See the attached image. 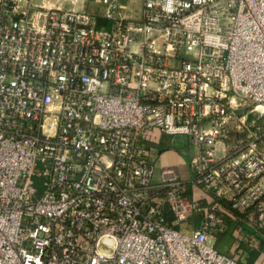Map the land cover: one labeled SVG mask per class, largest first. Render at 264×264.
<instances>
[{
    "label": "built area",
    "instance_id": "2783aa9c",
    "mask_svg": "<svg viewBox=\"0 0 264 264\" xmlns=\"http://www.w3.org/2000/svg\"><path fill=\"white\" fill-rule=\"evenodd\" d=\"M102 2L0 0V264H241L211 239L264 231V0ZM156 132L206 204L154 183Z\"/></svg>",
    "mask_w": 264,
    "mask_h": 264
},
{
    "label": "crops",
    "instance_id": "0c3cea01",
    "mask_svg": "<svg viewBox=\"0 0 264 264\" xmlns=\"http://www.w3.org/2000/svg\"><path fill=\"white\" fill-rule=\"evenodd\" d=\"M76 1L72 6L79 9L76 7L79 0ZM116 1L123 7L119 10L121 16L135 20L140 19L141 0ZM81 4L85 7L83 9L97 16H103L106 10V5L102 0H81ZM151 146L154 183L159 181L162 168L173 167L181 178L185 179L188 185H190L189 191L192 198L201 200L204 204L210 201L211 197L202 189L193 185L189 180L190 171L188 162L196 150L189 143L187 137L180 135L171 137L156 132L155 142H152ZM226 215V233H223L221 237L212 238V243L213 241L216 243L219 239H223L226 235H229L231 240L229 246L234 245L232 254L237 256L239 261L243 264H264V231L256 229L254 221L249 220V216L244 213L228 211ZM166 217L169 220V217ZM200 219L201 216H198L196 212L191 215L190 221L193 227L199 226ZM169 221H171V218ZM219 250L225 251L226 248L222 247Z\"/></svg>",
    "mask_w": 264,
    "mask_h": 264
},
{
    "label": "rangeland",
    "instance_id": "374dc122",
    "mask_svg": "<svg viewBox=\"0 0 264 264\" xmlns=\"http://www.w3.org/2000/svg\"><path fill=\"white\" fill-rule=\"evenodd\" d=\"M53 2L54 3H56V4H60V5H64L65 7H74V6H72L73 5V3H71L69 0H53ZM77 2V1H76ZM75 2V3H76ZM77 5L78 6H76L77 8H79V9H83V8H85L82 4H81V0H79V2L77 3ZM82 5V6H81ZM185 226V224H175V228H178V227H182V226ZM227 230V226H226V229H225V231ZM225 231H223V232H221V233H217L214 237H218V236H220L221 237V235L224 233H226ZM183 232H185V233H187L188 232V230H186V229H183ZM213 237V238H214ZM215 241H213V245H214V247L219 251V252H222V253H224V254H226L227 256H229V257H231V258H233V259H235L236 261H239V259H238V257L237 256H235L234 254H232V252H233V250H232V248H233V246H229V243L231 242V240H230V237H229V235H226L223 239H219L216 243H214ZM222 247H225L226 248V250L225 251H220L219 249H221ZM219 248V249H218ZM241 264H243L241 261H239Z\"/></svg>",
    "mask_w": 264,
    "mask_h": 264
},
{
    "label": "trees",
    "instance_id": "16d2710c",
    "mask_svg": "<svg viewBox=\"0 0 264 264\" xmlns=\"http://www.w3.org/2000/svg\"><path fill=\"white\" fill-rule=\"evenodd\" d=\"M189 186H190V185H187V189H186L185 194H186V196L191 200V199H193V198L191 197V194H190V191H189ZM198 203H199L200 205H204V203H202L201 200H198ZM234 212H236V211H234ZM196 214H197L198 216H201V219H202V213H201V212H198V211H197ZM201 219H200V221H201Z\"/></svg>",
    "mask_w": 264,
    "mask_h": 264
}]
</instances>
